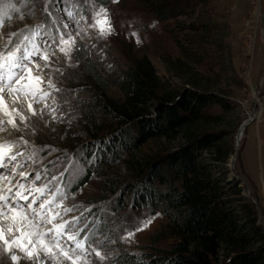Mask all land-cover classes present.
<instances>
[{"label": "rangeland", "instance_id": "rangeland-1", "mask_svg": "<svg viewBox=\"0 0 264 264\" xmlns=\"http://www.w3.org/2000/svg\"><path fill=\"white\" fill-rule=\"evenodd\" d=\"M155 1L0 0V13L9 14L6 20L0 19V53L5 52L10 34L21 33L29 37L25 44L48 47L52 67L59 69L50 77L42 58L38 60L39 68L30 65L33 76H42L39 88L51 93L33 105L37 112L44 109L42 118L33 117L28 111L25 104L30 98L23 92L18 98L23 104L15 101L16 90L4 94L6 104L19 109L26 118L21 122L14 114L19 132L7 120H2L5 123L0 126V140L7 139L16 145L12 147L14 150L7 147L4 150L22 153L11 164L4 161L7 170L15 171L8 185L15 191V184L22 183L21 172L31 174L25 181L36 187L47 184L46 196L53 200L52 210L59 212L63 220L83 214L81 226L87 223L89 228L81 235L88 234L91 247L105 257L99 261L94 252L80 249L73 254L63 247L67 243L75 248L65 237L60 244L50 247L55 252L52 256L44 251L34 252L39 257L36 261L29 260L14 245L12 253L19 257L16 264H72L75 258H79L76 264H138L166 253L175 242L168 227L174 212L165 213L164 204L156 201L140 206L135 199L138 191L132 183L137 178V162L173 150L183 142V135L157 137L128 153L117 151L114 143L108 145V140L120 125L100 116L92 106L102 92L109 99L125 100L123 85L129 81L130 68L145 74L157 95L166 92L175 95L190 88L191 84L186 82L192 80L198 83V88L227 100L228 111L222 112L219 107L208 110L206 113L210 115L199 126L223 132L233 147L240 124L254 112V119L240 136L233 169L244 180L242 186L256 198L264 223V84L260 85L264 77V0H189L187 6L188 1L181 0L173 7L160 6L166 8V16H171L164 19L156 15L153 7L146 6H153ZM101 9L106 16L97 17ZM104 20L110 22L111 31L100 36V27H108ZM94 24L96 27H92ZM61 34L75 41L67 57L58 47ZM28 76L25 70L22 73L25 81L18 87L27 82ZM50 78L59 91L47 86ZM16 85L13 88L17 89ZM256 90H259L257 99ZM41 95L37 91L33 98L39 99ZM156 102L154 97L137 107L144 117H156ZM89 106L94 111L97 128L84 121L83 111ZM53 108L57 120L48 114ZM21 135L27 144L20 141ZM111 148H115L113 154ZM231 155L232 151L225 162L229 169ZM16 164L26 166L17 168ZM36 173L41 176L39 181L35 180ZM53 176L58 179L53 180ZM84 176L86 182L79 185ZM61 203L62 207H58ZM63 208L74 210L65 214ZM17 211L32 216L31 209ZM45 228L48 231L52 225ZM2 230L4 236L12 233L5 227ZM129 233L131 237L124 239ZM42 239L48 241L50 237ZM36 246L37 241L26 245L30 251ZM0 264H13L7 252L0 254Z\"/></svg>", "mask_w": 264, "mask_h": 264}, {"label": "trees", "instance_id": "trees-1", "mask_svg": "<svg viewBox=\"0 0 264 264\" xmlns=\"http://www.w3.org/2000/svg\"><path fill=\"white\" fill-rule=\"evenodd\" d=\"M179 1L156 0L158 6H146L164 19L170 15L160 6L173 7ZM127 76L125 100L109 99L102 92L92 102L100 116L122 126L110 133L108 145L114 143L117 151L128 153L157 137L183 135V142L173 150L137 162V178L132 183L139 195L135 199L140 206L156 201L164 204L165 213L173 211L168 227L176 239L166 253L138 264H264V225L258 222L257 208L244 195L241 181L225 165L234 147L223 132L199 126L210 115L208 110L228 111V101L198 88L192 80L186 82L190 88L175 95H157L145 74L130 68ZM154 97L156 117H144L137 106ZM83 112L86 124L97 128L92 107ZM86 176L79 185L86 182Z\"/></svg>", "mask_w": 264, "mask_h": 264}, {"label": "snow or ice", "instance_id": "snow-or-ice-1", "mask_svg": "<svg viewBox=\"0 0 264 264\" xmlns=\"http://www.w3.org/2000/svg\"><path fill=\"white\" fill-rule=\"evenodd\" d=\"M68 15L71 16L72 13L69 12ZM100 15L106 16V11L101 9L100 12L96 13L97 17H99ZM97 24H100L99 20H97ZM103 24L108 25V27L101 26L99 29V35L107 36L111 31L110 22L104 20ZM64 27H67V25H64ZM92 27H96V25L94 24L92 25ZM21 36V33L10 34L8 39V46L5 48V52L0 53V110H2L4 114L9 117L7 123H11L13 129H15L17 132H19V128L14 122L12 113H14L15 116L19 117V120L21 122H25L26 118L23 115H20L19 109H14L10 113L9 110L4 107V94L11 93L14 87L13 81L19 84L21 79H23L20 73H23L25 70H27L29 72L28 83L22 85L19 89H16L17 99L19 98V94L23 92L26 97L30 98L27 104L28 111L33 117L39 116L42 118L44 115V109H41L39 112H37L33 105L34 103H39L41 100H44L47 97L51 96V93L43 92V90L39 88V82L42 81V76H33L31 74L30 65L35 64L37 68H39L38 60L42 58L45 62V67L50 77L53 72L59 71V69H55L52 67L51 54L49 53L48 47L40 44H31V46H29L28 44H25V41H28L29 37L27 35H23L21 39ZM14 39L16 40L15 43L13 42ZM53 43H57V41L54 40ZM74 43L75 41L72 40L71 37L66 38V34H61L58 43L59 50L67 57L71 45H73ZM5 68H7V72H5ZM6 76L7 80L5 79ZM47 86L53 91H59V89H56L55 85L52 84L51 78L47 81ZM26 89H32V91L29 92L26 91ZM37 91L42 92V95L39 97V99H34L33 97L35 96V93ZM19 102L23 103V101ZM45 108H48L47 104H45ZM48 114L51 115L52 120L58 119V117L56 116V110L54 108L51 109ZM4 123L5 121H0V126H2ZM19 139L25 144L28 143L23 139L22 135L19 137ZM15 146V143L12 142L8 143L7 145L0 144V168H5L7 166L4 163V157L5 155H7V153L4 152V149L6 147L10 149ZM17 155H22V153H15L10 155L9 160L16 161ZM25 166V164L15 165V167L17 168H22ZM19 174L22 178L25 179H27L31 175L23 172ZM0 178L3 177L0 176ZM40 178V174L36 173L35 180L39 181ZM52 179L57 180L58 178L53 176ZM15 189L16 190L14 191L13 188H9L7 190V196L0 195V201L3 202L0 203V216L6 215V213L4 212L5 206H11L13 210L31 209L32 216L29 219V223L27 225L29 228L35 226L32 222L35 221L37 216L40 218L39 223L41 227L51 224L52 228L48 229V231L44 233H40L39 231L35 233L28 232L27 236H34L35 241L37 242H42L41 236H43L45 239L50 237V239L48 240V243L50 244H60V242L66 237L67 241H71L75 244V248H72L67 243L64 244V247H67L71 252H73V254L76 253V249H80L81 251L85 252L90 250L91 252L95 253L96 258L99 261H103L105 259V257L99 250L91 247L90 236L88 234H85L83 236L81 235V233H85L89 228V225L87 223L81 226L83 214L80 217H73L70 220H63V216L59 212H55L52 210L50 206L53 203V200L48 199L46 196V192L48 191L47 184L42 187H36L35 185H33V187L29 189L26 188L23 183H18L15 186ZM57 191H59V189H57ZM41 197H44V199H41ZM21 201H24V203L21 204ZM58 207H62V203L59 204ZM73 210L74 209L72 208H63V212L65 214L70 213ZM58 219L62 222L56 223ZM131 235L132 233H129L127 237H124V239L130 238ZM0 242H2L0 243V254L7 252L9 254L10 261L13 262V264H16V262L19 260V257L16 254L12 253V247L14 245L18 246L20 248V251L25 252V255L29 260L36 261L39 259L38 255H36L33 251H30L19 240L9 241L8 239H6L2 229H0ZM43 247L47 248L48 244H44ZM65 255L67 256V253H65ZM72 264H76V261L73 260Z\"/></svg>", "mask_w": 264, "mask_h": 264}, {"label": "bare ground", "instance_id": "bare-ground-1", "mask_svg": "<svg viewBox=\"0 0 264 264\" xmlns=\"http://www.w3.org/2000/svg\"><path fill=\"white\" fill-rule=\"evenodd\" d=\"M26 83H28V77H27V82ZM26 83L23 82L21 85H24ZM20 87L21 86L18 87V84L16 85L17 89H19ZM13 90H16V89L13 88ZM26 91H28V89H26ZM15 101L19 102L20 100L17 99V97H16ZM25 105H27V104H25ZM4 107L7 108L10 113L12 112V110L16 109V108H10L6 104L5 100H4ZM262 110H263V108H262ZM0 113H1L0 121L9 119V117L6 116L2 110H0ZM12 115L14 116V113H12ZM8 143L9 142H8L7 139H5V141L0 140V144L7 145ZM11 150H14V149L12 148ZM5 153H7V155H5L4 161L7 162L9 160V158H7V157L12 155V152L6 151ZM9 162L11 164L10 160H9ZM14 175H15V171L12 172L10 170H7L6 167L5 168H0V176L3 177V178H0V195L6 196V194L8 193L7 190L9 188H13V187H11V184L8 185V183L10 182V178H12ZM20 179H21L20 181H22V183L26 186V188H29V189L32 188L33 184H30L29 182L25 181V178L20 177ZM16 185H17V183L15 184V186ZM13 190H14V188H13ZM0 203H3V202L0 201ZM4 212L6 213V215L8 214V212H10V214L6 218L4 217L6 215L0 216V229H3L5 227L6 229H8L9 231L12 232L9 235H5V238L8 239V240H11V239L19 240L25 246L26 245H31V244H33L35 242V237L34 236H27L28 232H33V233H35L37 231H39L40 233L46 232V229H47V228H45L46 226H44L42 229L39 228V226H40V223H39L40 218L39 217H37L35 219V221L32 222L35 226L29 228L27 225L29 223V219L31 218V216H29V215H27L25 213H21L20 211H17V210H13V209L11 210V206L10 207L5 206L4 207ZM23 214H25V215H23ZM2 217H4L5 219H3ZM16 232H17L18 235H14V233H16ZM41 241L42 242H37L38 246L33 248L32 251L33 252L44 251V253H48V254H50V256L54 255L55 252H53L50 247L51 246H57V244L54 245V244L48 243V241L42 239V236H41ZM44 244H48V247L44 248L43 247ZM63 247H64V244H63ZM78 259L79 258H75V260H77V261H78Z\"/></svg>", "mask_w": 264, "mask_h": 264}, {"label": "water", "instance_id": "water-1", "mask_svg": "<svg viewBox=\"0 0 264 264\" xmlns=\"http://www.w3.org/2000/svg\"><path fill=\"white\" fill-rule=\"evenodd\" d=\"M263 24V23H262ZM264 84V77L260 80V85H263ZM258 94H259V90H256L255 93H254V96L255 98L257 97L258 98ZM256 98V99H257ZM261 105V104H260ZM263 110H264V107H263ZM254 119V112L252 111V114L251 116H249L247 119H245L239 126V129H238V132L236 134V141H235V144H234V149L232 151V155H231V160H230V170H231V175L235 176L237 179H239L242 183V185H244V180L235 173L234 171V160H235V157H236V154H237V150H238V146H239V139H240V136L242 134V131L244 130V128ZM244 195L249 197L253 202L254 204L256 205V208H257V211H258V222L263 224L264 223L261 221V213L259 211V208L257 207V200L256 198L251 195L250 191L247 189V187L244 188Z\"/></svg>", "mask_w": 264, "mask_h": 264}]
</instances>
